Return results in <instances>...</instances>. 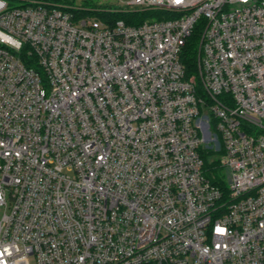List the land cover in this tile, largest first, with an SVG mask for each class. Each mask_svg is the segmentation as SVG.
<instances>
[{
	"label": "built area",
	"instance_id": "built-area-1",
	"mask_svg": "<svg viewBox=\"0 0 264 264\" xmlns=\"http://www.w3.org/2000/svg\"><path fill=\"white\" fill-rule=\"evenodd\" d=\"M18 1L0 0V264H264V0Z\"/></svg>",
	"mask_w": 264,
	"mask_h": 264
},
{
	"label": "rangeland",
	"instance_id": "rangeland-1",
	"mask_svg": "<svg viewBox=\"0 0 264 264\" xmlns=\"http://www.w3.org/2000/svg\"><path fill=\"white\" fill-rule=\"evenodd\" d=\"M15 3H19L20 1L18 0H14ZM127 0H72V1H69V2H64L65 4L67 5H70V6H75V7H85L87 9H109L111 10L112 8H116V7H119V6H122L124 5V3L126 2ZM60 3H63V2H60ZM83 5V6H81ZM166 14H169V13H166ZM149 18H153L151 15H147ZM219 156V153H216V151H212L209 152V160L212 161V160H215L217 159ZM214 174L216 176H218L219 178L223 179L224 181H227L228 180V172L226 169L224 168H218L216 169L215 171H213ZM32 264H34V262H32Z\"/></svg>",
	"mask_w": 264,
	"mask_h": 264
},
{
	"label": "trees",
	"instance_id": "trees-1",
	"mask_svg": "<svg viewBox=\"0 0 264 264\" xmlns=\"http://www.w3.org/2000/svg\"><path fill=\"white\" fill-rule=\"evenodd\" d=\"M41 1H48V2H52V3H60V2H69L72 0H41ZM83 6V5H81ZM81 15H93L95 16V14L101 18H104L105 16H108L106 14H104V12H99V13H91V12H86L85 10H81L80 13ZM159 14H163L162 12H155L154 15H159ZM118 17V14H116ZM146 15H151L153 16V13H147ZM144 17V14H143ZM197 47H198V38L196 33H193L187 40L184 48H183V52L181 55V59L182 62L184 63L186 69L188 70V73H193L196 70V53H197Z\"/></svg>",
	"mask_w": 264,
	"mask_h": 264
},
{
	"label": "bare ground",
	"instance_id": "bare-ground-1",
	"mask_svg": "<svg viewBox=\"0 0 264 264\" xmlns=\"http://www.w3.org/2000/svg\"><path fill=\"white\" fill-rule=\"evenodd\" d=\"M104 9V8H103ZM86 12H91V13H94L93 12V10L92 9H84ZM157 12H162L163 14H166V13H168V12H166V10H164V9H160V10H158ZM96 13H99V12H96ZM108 14H111L110 12H108ZM95 16H96V14H95ZM109 16V15H108Z\"/></svg>",
	"mask_w": 264,
	"mask_h": 264
},
{
	"label": "snow or ice",
	"instance_id": "snow-or-ice-1",
	"mask_svg": "<svg viewBox=\"0 0 264 264\" xmlns=\"http://www.w3.org/2000/svg\"><path fill=\"white\" fill-rule=\"evenodd\" d=\"M177 2H179V0H177Z\"/></svg>",
	"mask_w": 264,
	"mask_h": 264
}]
</instances>
